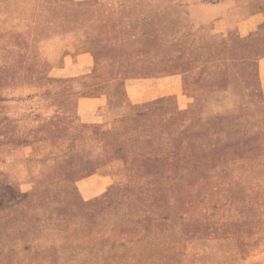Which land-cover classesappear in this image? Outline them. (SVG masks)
<instances>
[{
  "label": "rangeland",
  "instance_id": "1",
  "mask_svg": "<svg viewBox=\"0 0 264 264\" xmlns=\"http://www.w3.org/2000/svg\"><path fill=\"white\" fill-rule=\"evenodd\" d=\"M174 3L0 0V264L264 249V0L258 22L183 38Z\"/></svg>",
  "mask_w": 264,
  "mask_h": 264
},
{
  "label": "crops",
  "instance_id": "2",
  "mask_svg": "<svg viewBox=\"0 0 264 264\" xmlns=\"http://www.w3.org/2000/svg\"><path fill=\"white\" fill-rule=\"evenodd\" d=\"M259 0H175L176 15V28L177 33L181 34L179 37L188 35L192 31L198 30V28L206 27L209 33H222L235 26L243 27L252 23L255 19L258 22L260 19L259 14H253V8ZM70 32H62L59 35L53 36L48 39H44L38 43L39 51H41V45L43 43H59L60 45L70 44L69 41ZM180 44H188L186 40H181ZM40 46V47H39ZM62 62L55 64L54 67H64L65 63H71L72 60H76V56H72L71 53L64 51L59 54ZM180 59V57L178 58ZM179 89V88H178ZM131 107L134 105L129 104ZM99 121V120H98ZM113 162L121 163V166H116V169L104 173L105 168H111ZM123 162L119 159L112 160L109 164L103 168L97 169L98 180L103 186L110 184V187L120 185L123 180H120L124 176L125 169ZM110 173V174H108ZM198 241L202 249V253L196 255V260L205 261L207 264H264V249L253 253H244L238 241L234 238H225L214 240L215 243L209 245L210 239H204L205 241ZM193 242V241H192ZM195 246L194 244H191ZM211 248V250H209ZM208 250V251H207ZM213 258V261L211 259Z\"/></svg>",
  "mask_w": 264,
  "mask_h": 264
}]
</instances>
